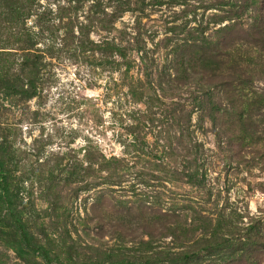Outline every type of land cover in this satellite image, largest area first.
<instances>
[{
	"label": "rangeland",
	"instance_id": "1",
	"mask_svg": "<svg viewBox=\"0 0 264 264\" xmlns=\"http://www.w3.org/2000/svg\"><path fill=\"white\" fill-rule=\"evenodd\" d=\"M23 28L0 264H264V0H38Z\"/></svg>",
	"mask_w": 264,
	"mask_h": 264
},
{
	"label": "trees",
	"instance_id": "2",
	"mask_svg": "<svg viewBox=\"0 0 264 264\" xmlns=\"http://www.w3.org/2000/svg\"><path fill=\"white\" fill-rule=\"evenodd\" d=\"M37 1L38 0H0V33L2 31H5L6 29L10 30L13 28L11 32L15 34L14 31H16V35H18L16 41L0 38V48L1 46H6L11 42V46L13 45V43H15L18 44V46H20V48L22 49L23 44H26V48L24 49L29 51L33 50V46H35L36 44L34 38H31L24 32L25 29L23 28V26L25 25V21L32 15L33 8L35 7V3ZM6 56H9V54H1L0 56V91L2 89L13 90L18 94L27 95L30 98L33 97L35 95L34 93H36V79L29 80V83L31 85L30 89L25 90L23 87L21 88L20 83L22 82V79L19 77V75H11L12 65L9 64L10 66H8V64H6L8 59ZM31 67L32 73L36 76L37 71L39 70L38 66L36 64H33L31 65ZM236 68H238L237 65ZM234 72L236 76H238L236 77V80H239L238 78L244 76L239 69L235 70ZM242 83L243 82H240V85H242ZM2 168L3 162L0 159V187L3 190H6V183L4 182L6 178ZM12 216L16 217L14 213H12ZM15 222L18 228H21V230L23 231L24 226L23 224H21V221L16 219ZM23 236L29 244V237L24 234V231Z\"/></svg>",
	"mask_w": 264,
	"mask_h": 264
}]
</instances>
